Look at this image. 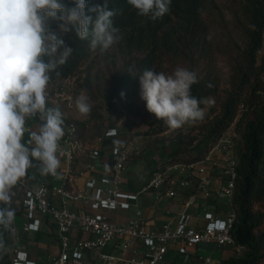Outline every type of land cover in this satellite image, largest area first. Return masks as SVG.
Segmentation results:
<instances>
[{"label":"trees","instance_id":"16d2710c","mask_svg":"<svg viewBox=\"0 0 264 264\" xmlns=\"http://www.w3.org/2000/svg\"><path fill=\"white\" fill-rule=\"evenodd\" d=\"M221 1L231 14L230 35L224 46L215 45L210 22L206 19L207 14L219 8L216 0H172L171 12L157 21L138 16L127 0H108L110 10H122L114 20L123 37L114 45L115 58L121 59L122 65L114 79L110 103L129 115L134 114L140 97L139 75L145 68L161 72L182 63L197 73L199 83L193 85L192 95L210 100L215 97V101L201 105L205 110L202 121L186 123L178 128L180 134L189 138V145L200 136L206 143L204 154L196 151L185 161L203 158L227 129L234 126L238 138L235 147L237 176L231 205L236 218L231 234L236 253L222 264H259L264 258V213L255 206L264 202V0ZM62 2L69 7L75 6L73 0ZM104 2L86 0L88 5H103ZM91 15L96 18L95 13ZM48 23L57 25L55 21ZM59 35L74 51L68 61L57 68L61 75L57 77L52 73L49 86L74 76L91 55L99 51L91 50L89 42L79 39L74 29ZM223 51L230 68V84L225 97L220 98L215 55ZM209 83L211 88L206 87ZM121 93H124L123 97ZM48 106L53 105L49 102ZM59 107L64 114L65 125L75 123L82 141L89 144L96 140L83 138L80 129L84 123L74 122ZM185 128L188 129L187 134L181 133ZM168 129L161 124L158 131ZM174 159L172 157L169 162ZM0 207L5 205L0 204ZM11 207L16 209V215L21 213L14 199H11ZM11 229L0 228V242L4 246L0 250V264H11Z\"/></svg>","mask_w":264,"mask_h":264},{"label":"built area","instance_id":"2783aa9c","mask_svg":"<svg viewBox=\"0 0 264 264\" xmlns=\"http://www.w3.org/2000/svg\"><path fill=\"white\" fill-rule=\"evenodd\" d=\"M77 80L74 76L63 78L48 86L47 94L50 104L61 106L69 111L75 106ZM32 122L43 123L39 115L29 118L26 127L32 131ZM65 135L60 144V167L58 177L61 184L55 185L47 181H34L30 171L26 177L12 189L11 197L26 217L21 230L12 225L11 264H38L32 259L24 244L22 234L40 231L44 219L56 226L60 251L50 264H69L70 259L81 260L87 250L102 251L115 241L120 242L122 254L115 256L100 252L99 257L104 264H165L169 242L181 241L180 254H186L187 249L199 243H212L217 247L232 246L235 242L231 231L236 214L231 205V198L236 180V154L234 137L227 136V131L211 146L202 159L168 163L156 166L148 181L140 191L131 193L125 189V172L128 161L134 153L133 145L120 139V131L112 126L105 129L103 135L94 143L87 144L79 137L75 123L64 125ZM29 132H25V135ZM233 136H237L236 132ZM110 148L112 163L100 177L90 176L84 183V188H78L77 181L84 176L76 169L79 155L88 152L92 159L87 171L95 172L100 162L101 146ZM225 177V185L220 193L230 200V210L224 218H217L213 213H204L205 226L201 230L190 226V215L186 212L196 201L200 193L205 198L213 197L208 188L207 172ZM52 177V176H51ZM55 178V177H52ZM74 185L76 189L71 188ZM167 187L165 195L176 197L179 189H194L183 203V211L173 227L171 222L162 225L159 231H149L143 211L137 206L139 195L150 190L161 192ZM82 201L87 206L74 209L72 202ZM134 208L135 216L126 224H116L107 212L127 211ZM40 215L43 219L37 217ZM78 229L82 236L72 238L70 231ZM130 241L143 245L144 250L137 257V250L128 257L127 247ZM238 251V250H237ZM202 264H221L211 257H201ZM47 264V263H42Z\"/></svg>","mask_w":264,"mask_h":264},{"label":"clouds","instance_id":"9594fccd","mask_svg":"<svg viewBox=\"0 0 264 264\" xmlns=\"http://www.w3.org/2000/svg\"><path fill=\"white\" fill-rule=\"evenodd\" d=\"M69 7L62 0H0V228L11 229L16 209L11 207V192L34 166L42 176L58 177L61 140L65 135V118L60 107L48 106V86L52 73L57 77L74 49L67 46L59 33L74 29L91 50L107 52L122 40L114 17L121 9L104 4L88 5L73 0ZM140 17L152 21L171 12L172 0H127ZM87 9V12H86ZM92 13L96 14L93 19ZM48 21H55L57 31ZM47 57V60H45ZM140 97L148 112L170 129L202 121V104L212 101L192 95L199 83L195 71L177 67L171 75L145 68L139 75ZM207 88H211L209 83ZM124 93H121L123 97ZM87 95L75 99L82 116L92 110ZM39 115L43 123L38 130L26 127L29 118ZM29 139L24 140L25 132ZM0 242V250H3Z\"/></svg>","mask_w":264,"mask_h":264},{"label":"crops","instance_id":"0c3cea01","mask_svg":"<svg viewBox=\"0 0 264 264\" xmlns=\"http://www.w3.org/2000/svg\"><path fill=\"white\" fill-rule=\"evenodd\" d=\"M40 124L41 123L39 122H32V131L38 130ZM29 138V133L24 136V140ZM136 150L137 149L134 148L133 154L135 155L139 153V151ZM101 153L102 157L100 162L103 166H96L94 173L87 171L88 165L93 162L89 157L88 152L85 151L78 156L75 165L76 169L78 172L84 173V176L77 181L78 188H84V183L88 177L95 175L96 178H98L107 171V167L113 161V157L110 155L108 141L101 146ZM162 160L158 161L153 169L158 165H167L165 164V161ZM168 160H170V158ZM132 166L133 161H131L130 158L125 172V189L131 193H136L140 191L141 187L148 181L151 174L148 175L146 173L144 176L140 175L138 169L133 168ZM29 171L34 181L43 180L55 185L61 184V179L59 178H52L50 175H40L36 171L35 166ZM206 176L209 178L208 188L213 191V197L205 198L199 193L195 203L186 211L191 217L189 221L190 226L197 230H201L206 224V220L203 217L204 213L211 212L217 218H224L230 210L229 198L220 193L222 187L225 185V177L220 174H211L209 171ZM71 188L76 189L77 187L72 185ZM167 189V187H164L161 192L150 190L139 195L137 206L143 211L146 220V228L149 231H159L162 225L167 222H171L174 227L179 214L183 211L184 201L190 193L194 192V189L184 190L177 188L178 195L171 198L165 195ZM70 206L74 209H81L83 207L88 209V206L82 201L72 202ZM107 214L116 224H126L134 218L135 209L132 208L127 211L107 212ZM37 217L43 219L40 215H37ZM25 222L26 217L21 211L19 215L15 216L13 225L21 230ZM70 235L72 238L82 236L78 229H72ZM22 237L30 257L37 261L38 264H50L52 259L59 254L60 247L56 226L52 224L49 219H44L40 231L22 234ZM182 245L181 241L169 242L168 252L164 261L165 264H202L201 257H211L214 262L222 264L224 260L236 253L235 248L232 246L217 247L212 243H199L188 248L186 254H180L178 250ZM133 250H137L136 255L137 257H140L144 247L139 242L130 241L126 255L131 257L133 255ZM100 252L120 256L122 254L120 242L115 241L102 249V251L87 250L84 252V256L81 260L70 259L69 264H104V261L99 257Z\"/></svg>","mask_w":264,"mask_h":264},{"label":"rangeland","instance_id":"374dc122","mask_svg":"<svg viewBox=\"0 0 264 264\" xmlns=\"http://www.w3.org/2000/svg\"><path fill=\"white\" fill-rule=\"evenodd\" d=\"M216 1L219 8L211 14H207L206 19L210 22L215 45L224 46L230 35L231 14L223 1ZM50 26L52 30L58 32L57 25ZM114 53V46L107 52L93 53L74 75L78 83L76 97L82 94L87 95L90 98L89 103L92 105V110L88 116H82L74 106L73 109L64 111V113L69 115L74 122L84 123V127L80 129L82 137L97 139L103 135L107 127H117L120 131V139L133 145L137 149L136 151H139L137 155L131 156V161H133L132 167L137 168L138 173L143 176L146 173L151 174L155 164L162 159L168 165L170 163L168 159L172 157H175L172 163H177L184 162L187 156L190 157L196 151L204 154L206 143L202 141V136L189 145V138L180 134L179 129L159 132L160 125L164 124L163 121H159L154 114L148 112L146 102L141 97H139L136 111L132 115L110 103V92L114 87V79L118 77L122 65L121 59H116ZM215 59L220 78L219 97L224 98L230 84V68L225 51L216 53ZM177 67L191 69L187 64L178 63L175 67L164 69L161 72L171 75ZM211 101H215V97ZM187 132L188 129L185 128L181 133L187 134ZM196 133L194 132V134ZM234 133L235 128L232 126L227 136L234 137L236 147L238 138L233 136ZM27 140L25 139V141ZM255 209L264 213V202L256 205ZM262 228L264 230V222ZM259 264H264V258Z\"/></svg>","mask_w":264,"mask_h":264}]
</instances>
